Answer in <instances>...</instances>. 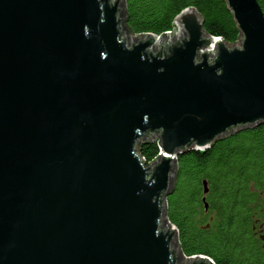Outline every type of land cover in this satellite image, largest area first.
Here are the masks:
<instances>
[{"label": "water", "instance_id": "obj_1", "mask_svg": "<svg viewBox=\"0 0 264 264\" xmlns=\"http://www.w3.org/2000/svg\"><path fill=\"white\" fill-rule=\"evenodd\" d=\"M226 1L232 44L193 7L154 35L126 0H0V264H216L163 198L180 155L264 123V11Z\"/></svg>", "mask_w": 264, "mask_h": 264}, {"label": "trees", "instance_id": "obj_2", "mask_svg": "<svg viewBox=\"0 0 264 264\" xmlns=\"http://www.w3.org/2000/svg\"><path fill=\"white\" fill-rule=\"evenodd\" d=\"M258 1L264 11V0ZM189 7L202 16L208 34L239 41L226 0H126L124 18L133 33L162 35L174 30L177 16ZM138 149L148 163L160 153L153 140ZM163 200L186 256H208L216 264H264V123L180 155L174 188Z\"/></svg>", "mask_w": 264, "mask_h": 264}, {"label": "flooded vegetation", "instance_id": "obj_3", "mask_svg": "<svg viewBox=\"0 0 264 264\" xmlns=\"http://www.w3.org/2000/svg\"><path fill=\"white\" fill-rule=\"evenodd\" d=\"M262 231H264V228H262ZM262 235H264V234L262 233Z\"/></svg>", "mask_w": 264, "mask_h": 264}]
</instances>
